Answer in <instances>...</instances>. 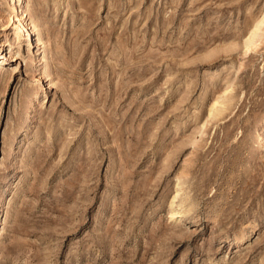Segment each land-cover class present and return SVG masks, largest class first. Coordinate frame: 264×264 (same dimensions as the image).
<instances>
[{
  "label": "rangeland",
  "instance_id": "obj_1",
  "mask_svg": "<svg viewBox=\"0 0 264 264\" xmlns=\"http://www.w3.org/2000/svg\"><path fill=\"white\" fill-rule=\"evenodd\" d=\"M0 264H264V0H0Z\"/></svg>",
  "mask_w": 264,
  "mask_h": 264
},
{
  "label": "bare ground",
  "instance_id": "obj_2",
  "mask_svg": "<svg viewBox=\"0 0 264 264\" xmlns=\"http://www.w3.org/2000/svg\"><path fill=\"white\" fill-rule=\"evenodd\" d=\"M23 18H25V16L23 15V16H21L19 19L21 20V19H23ZM28 31V35H29V38H30V35H31V32L29 31V30H27ZM196 133L198 134L199 132H197L196 131Z\"/></svg>",
  "mask_w": 264,
  "mask_h": 264
}]
</instances>
